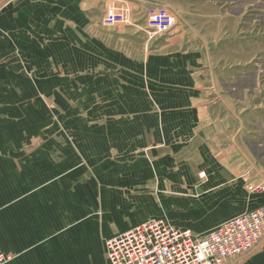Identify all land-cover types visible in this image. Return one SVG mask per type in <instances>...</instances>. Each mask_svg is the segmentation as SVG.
<instances>
[{"label": "rangeland", "instance_id": "1", "mask_svg": "<svg viewBox=\"0 0 264 264\" xmlns=\"http://www.w3.org/2000/svg\"><path fill=\"white\" fill-rule=\"evenodd\" d=\"M47 1L0 0V15L18 27L0 37L25 44L18 56L60 53L19 63L29 77L18 84L34 86L28 132L54 139V162L81 138L82 172L64 177L98 182L108 187L99 196L115 198L99 207L115 218L101 217L114 228L104 246L149 219L204 234L264 208V0H62L60 13ZM163 11L167 29L151 22ZM122 119L129 140L113 144L106 134ZM92 132L99 151L109 142L107 156L90 157Z\"/></svg>", "mask_w": 264, "mask_h": 264}, {"label": "crops", "instance_id": "2", "mask_svg": "<svg viewBox=\"0 0 264 264\" xmlns=\"http://www.w3.org/2000/svg\"><path fill=\"white\" fill-rule=\"evenodd\" d=\"M48 1L44 7L54 9L55 4ZM55 2L60 13L63 2ZM13 27L17 26L1 14L0 29L12 30ZM11 43L16 49H10ZM19 46L25 44L0 37V247L12 256L7 264H108L104 239L114 228L107 227V220L101 217L105 213V218H115L99 207L104 209L115 204V198L108 193L99 196L98 190L108 187H100L98 182L90 181L83 186L75 179L64 177L68 173L82 172L78 165L84 156L81 138L75 136L79 144L73 149L64 148L54 162L49 154L54 139L49 135L35 139L33 133L28 132L34 126L35 107L31 97L34 86L18 84L19 76L28 75V69L19 63L46 61L51 56L60 61V53L37 55L28 50L18 56ZM154 126L162 125L154 123ZM145 127L146 124L143 129ZM129 128L130 123L124 119L118 124L113 121L106 139L114 144L116 135L121 143L126 142ZM157 132L160 131L157 129ZM93 133L88 150L90 157L97 159L101 152L103 157L107 156L109 142L106 141L107 149L99 151V137ZM35 141L42 143L41 148H35ZM93 172L97 174L98 169L95 167ZM115 227L119 229L121 224ZM241 264H264V244Z\"/></svg>", "mask_w": 264, "mask_h": 264}, {"label": "built area", "instance_id": "3", "mask_svg": "<svg viewBox=\"0 0 264 264\" xmlns=\"http://www.w3.org/2000/svg\"><path fill=\"white\" fill-rule=\"evenodd\" d=\"M159 29L172 25L163 11L152 17ZM264 237V208L246 211L220 226L198 234L165 219H149L107 238L108 264H223L254 249ZM7 255L0 247V264Z\"/></svg>", "mask_w": 264, "mask_h": 264}, {"label": "bare ground", "instance_id": "4", "mask_svg": "<svg viewBox=\"0 0 264 264\" xmlns=\"http://www.w3.org/2000/svg\"><path fill=\"white\" fill-rule=\"evenodd\" d=\"M204 176V175H203Z\"/></svg>", "mask_w": 264, "mask_h": 264}]
</instances>
